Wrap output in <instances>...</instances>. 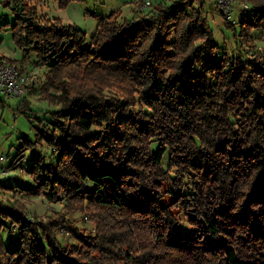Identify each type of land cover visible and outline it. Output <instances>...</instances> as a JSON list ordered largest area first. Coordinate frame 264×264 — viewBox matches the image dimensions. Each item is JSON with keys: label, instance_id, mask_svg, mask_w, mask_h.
Listing matches in <instances>:
<instances>
[{"label": "trees", "instance_id": "obj_1", "mask_svg": "<svg viewBox=\"0 0 264 264\" xmlns=\"http://www.w3.org/2000/svg\"><path fill=\"white\" fill-rule=\"evenodd\" d=\"M248 2L238 19L223 15L229 50L194 0L131 18L114 10L91 36L35 0H3L14 20L0 27L29 52L10 60L24 66L33 53L41 99L54 106L34 115L24 95L16 107L35 128L20 151L46 144L55 155H33L34 184L20 189L64 202L31 219L20 199H0V264H264V50L254 34L264 35V0ZM75 212L94 232L72 223ZM6 226L18 231L15 249Z\"/></svg>", "mask_w": 264, "mask_h": 264}, {"label": "rangeland", "instance_id": "obj_2", "mask_svg": "<svg viewBox=\"0 0 264 264\" xmlns=\"http://www.w3.org/2000/svg\"><path fill=\"white\" fill-rule=\"evenodd\" d=\"M38 4L39 11L50 17H59L63 23H70L84 29L88 36H91L98 25V21L102 16L111 13L114 10L120 12L121 17L131 18L136 14L137 10H142L144 6L143 0H72L65 6H60L58 0H35ZM162 0H152L151 5L147 8H154ZM186 7L187 1H184ZM229 10L232 12V18H239L243 13L245 4H249L248 0H229ZM203 4L204 12L207 14L210 25L214 30V35L220 47L226 45L229 50L235 46L234 30L226 26L224 16L227 14L222 10L218 0H194V6ZM148 10V9H147ZM228 18V17H227ZM229 19V18H228ZM14 13L11 7L4 5L3 0H0V24L5 21L12 22ZM258 32V31H257ZM257 36L256 44L260 50H264V35L262 33H254ZM249 50V49H248ZM29 52L19 48L13 38L11 28L7 26L0 27V54L5 55L9 62L10 59L20 60L24 54ZM248 53H251L248 51ZM33 53L27 63L22 66L20 62H11L21 66L20 70L28 74L29 81L26 85L25 97L28 99L34 115L43 116L41 112L45 109H52L54 106L49 105L44 99H41L40 86L44 82V67L34 65ZM20 69V67H19ZM21 97L5 98L4 105L0 104V199H20L27 207L28 216L31 219L36 217L54 216L56 212L63 210V198L53 199L51 194L45 193L40 196H33L22 192L20 188L33 185V180L28 172L29 159L37 153H46L50 160L55 158L51 153V149L44 144L43 146L27 147L20 151V147L24 143V137H34L35 128L31 126V121L28 116L16 109ZM46 114V113H43ZM47 123L46 119H43ZM35 124L40 122L35 121ZM40 126V125H39ZM42 127V126H40ZM4 156V159L1 158ZM14 161V162H13ZM13 162V163H12ZM167 160H165V163ZM175 175L174 172H172ZM167 186L168 190L172 189ZM15 186V190L12 188ZM68 218L73 224L86 230V232H94L95 224L90 217L88 218L81 212L70 214ZM184 218V217H183ZM184 229L188 232L192 228L188 225V221L182 220ZM8 226L3 230L4 240L9 248L15 249L19 246L20 238L18 231L11 229ZM59 238L61 240L72 241V237L65 230H59Z\"/></svg>", "mask_w": 264, "mask_h": 264}, {"label": "built area", "instance_id": "obj_3", "mask_svg": "<svg viewBox=\"0 0 264 264\" xmlns=\"http://www.w3.org/2000/svg\"><path fill=\"white\" fill-rule=\"evenodd\" d=\"M152 0H143L145 9L150 5ZM222 10L227 14L229 19H232V12L229 10V0H218ZM248 7V4L244 5ZM29 76L20 71L15 63L9 62L6 58L0 55V95L5 98L23 97L26 93V85L28 84ZM4 159V156H1Z\"/></svg>", "mask_w": 264, "mask_h": 264}, {"label": "crops", "instance_id": "obj_4", "mask_svg": "<svg viewBox=\"0 0 264 264\" xmlns=\"http://www.w3.org/2000/svg\"><path fill=\"white\" fill-rule=\"evenodd\" d=\"M0 55L3 56L4 58L8 59L5 55H2V54H0ZM0 97L5 101V97H3L1 95H0Z\"/></svg>", "mask_w": 264, "mask_h": 264}]
</instances>
